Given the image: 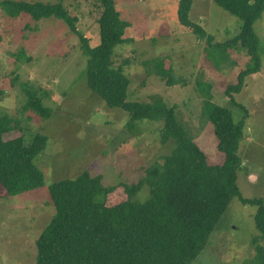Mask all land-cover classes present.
<instances>
[{
    "label": "rangeland",
    "instance_id": "1",
    "mask_svg": "<svg viewBox=\"0 0 264 264\" xmlns=\"http://www.w3.org/2000/svg\"><path fill=\"white\" fill-rule=\"evenodd\" d=\"M25 1L61 2L77 17V27L90 44L99 43L98 0ZM115 1L121 17L130 22L125 33L129 41L118 45L113 57L115 66L128 61V99L152 102L161 98L175 105L179 120L208 161L222 164L224 154L217 148L213 125L202 115L205 95L198 83L211 84L213 102L229 108L235 121L245 118V136L238 152L242 162L237 178L240 193L264 199V11L253 23L260 39L261 69L248 76L242 90L231 98L225 90L246 67V50L230 48L229 58L218 67L207 56L206 48L212 49L206 38L179 24V0ZM189 17L213 35V42L234 37L242 24L214 0H193ZM157 57L173 66L176 84L148 74L147 63ZM86 67L79 36L63 20H34L27 13L11 17L0 8V112L12 116L13 125L18 122L17 129L5 138L22 136L28 145L38 132L48 137L47 147L34 160L44 173L43 186L10 195L0 184V264L36 263V239L55 212L49 195L54 181L88 171L101 175L105 186L138 182L146 167L174 147L173 141H160L162 125L158 121L141 119L129 129L128 113L107 106L89 89ZM23 84L39 89L44 105L51 108L47 118L26 108ZM149 196L146 184L135 199L144 201ZM256 210L255 205L234 197L192 264L249 263L258 234Z\"/></svg>",
    "mask_w": 264,
    "mask_h": 264
},
{
    "label": "trees",
    "instance_id": "2",
    "mask_svg": "<svg viewBox=\"0 0 264 264\" xmlns=\"http://www.w3.org/2000/svg\"><path fill=\"white\" fill-rule=\"evenodd\" d=\"M214 1L241 20L240 31L234 37L213 42V35L189 17L193 0H179L178 22L185 30L206 38L207 47L212 49L206 48L207 56L218 67L229 58L230 48L244 49L249 54L246 67L226 87V95L233 98L242 90L246 78L261 69L260 39L253 23L262 16L264 0ZM98 3L100 41L94 46L78 29L77 17L61 2L2 0L0 8L11 17L27 13L34 20H63L79 36L87 57L89 89L107 106L127 112L129 129H134L141 119L160 122V141H173L174 147L146 167L138 182L105 186L101 175L88 171L54 181L49 195L55 212L36 239L35 264H192L206 248L234 197L257 207L255 254L247 264H264V199L243 196L237 184L245 118L235 121L229 108L213 102L211 84L198 83L205 95L202 115L212 123L217 148L224 154L222 164H211L179 120L175 105L161 98L152 102L129 100L130 78L125 71L128 61L115 66L113 57L116 47L129 41L125 33L130 22L121 17L115 0ZM218 53L221 55L217 58ZM165 60L157 57L149 61L147 72L174 85L178 79L173 66ZM23 89L26 108L47 118L51 108L44 105L39 89L28 84H23ZM14 122L8 113L0 112V184L10 195L44 185V173L34 160L48 143V137L40 132L28 145L22 136L6 139V133L17 129L18 122L13 125ZM146 184L150 196L144 201L135 199Z\"/></svg>",
    "mask_w": 264,
    "mask_h": 264
}]
</instances>
